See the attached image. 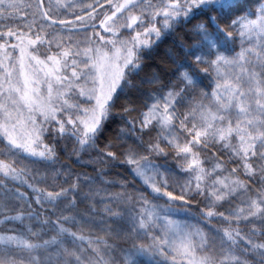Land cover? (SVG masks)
<instances>
[{"label": "snow or ice", "instance_id": "1", "mask_svg": "<svg viewBox=\"0 0 264 264\" xmlns=\"http://www.w3.org/2000/svg\"><path fill=\"white\" fill-rule=\"evenodd\" d=\"M0 264H264V3L0 0Z\"/></svg>", "mask_w": 264, "mask_h": 264}, {"label": "trees", "instance_id": "2", "mask_svg": "<svg viewBox=\"0 0 264 264\" xmlns=\"http://www.w3.org/2000/svg\"><path fill=\"white\" fill-rule=\"evenodd\" d=\"M249 2H250V4L254 7V8H258L259 6H260V4L261 3H264V0H249ZM170 42H172V40H170ZM163 46V45H162ZM161 46V47H162ZM236 49H237V51H239V49H240V42H239V38L237 39V44H236ZM161 49V48H160ZM206 81V80H205ZM204 81V83L206 84L207 82H205Z\"/></svg>", "mask_w": 264, "mask_h": 264}, {"label": "rangeland", "instance_id": "3", "mask_svg": "<svg viewBox=\"0 0 264 264\" xmlns=\"http://www.w3.org/2000/svg\"><path fill=\"white\" fill-rule=\"evenodd\" d=\"M170 40H171V39H170ZM170 40L167 41V42L161 47V49H160V55H163L165 49L168 48V47L172 44V42H170ZM205 82H207V80H206ZM207 83H208V82H207ZM207 83H206V84H207ZM193 223H194V222H193Z\"/></svg>", "mask_w": 264, "mask_h": 264}]
</instances>
